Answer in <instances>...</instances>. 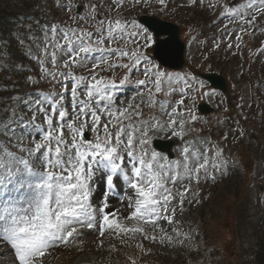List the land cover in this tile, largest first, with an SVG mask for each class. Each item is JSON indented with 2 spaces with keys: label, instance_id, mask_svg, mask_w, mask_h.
Returning a JSON list of instances; mask_svg holds the SVG:
<instances>
[{
  "label": "snow or ice",
  "instance_id": "obj_1",
  "mask_svg": "<svg viewBox=\"0 0 264 264\" xmlns=\"http://www.w3.org/2000/svg\"><path fill=\"white\" fill-rule=\"evenodd\" d=\"M126 2L135 9L148 7L153 0H112L111 4L52 0L51 7L70 14L71 24L48 21L45 13V23L30 18L33 23L24 32L12 34L16 50L40 73L23 78L32 85H50L48 91L34 95L9 96L11 103L0 109L8 116L0 121V136L7 138L0 140V246L7 248L0 255L11 254L18 264H43L46 251L67 243L77 234V226L98 228L101 236L106 231L139 233L155 241L140 225L155 229L162 222L178 223L173 201L179 199L182 211L193 181L215 182L217 173L229 174L223 148L212 144V129L204 131L209 121L197 111L198 99L220 108L227 105V97L215 89L206 90L205 82L191 71L173 73L162 67L173 58L174 34L155 22L113 17V5L121 9ZM198 2L204 4V0H188L189 6ZM155 3L161 6L158 11H167L168 0ZM217 3H222V10L213 24L221 18L233 24L232 29L226 24L222 34H235L237 49L245 34L255 38L258 22L264 18V0ZM259 32L264 34V28ZM216 40L213 49L221 47ZM206 43L189 39L197 49ZM0 44L7 46L0 53L4 57L0 68L35 73L36 68L16 58L12 39L0 37ZM227 47L232 49L231 41ZM258 53L264 54V46ZM80 69L86 74H77ZM141 75L142 79H134ZM11 90L16 92L15 84ZM128 92L133 96L125 103L120 98ZM21 106L31 115L20 113ZM161 134L177 142L178 158L158 152L161 145L153 147L154 138ZM239 135L243 136L242 128ZM222 139L226 141L227 135ZM238 166L239 161H234L233 170ZM101 175L105 191L94 205L91 198ZM114 178L123 184L120 199L127 216L120 209L108 210ZM177 185L183 191H174ZM123 220L135 221L137 226L125 227ZM172 232L179 236L178 229ZM165 237L172 242V236L165 233Z\"/></svg>",
  "mask_w": 264,
  "mask_h": 264
},
{
  "label": "rangeland",
  "instance_id": "obj_2",
  "mask_svg": "<svg viewBox=\"0 0 264 264\" xmlns=\"http://www.w3.org/2000/svg\"><path fill=\"white\" fill-rule=\"evenodd\" d=\"M52 2V0H50ZM169 3V9L167 11H158V9L161 7L160 5L155 3V0H153V3L149 5L148 7L138 6L137 8L133 9L131 7L130 3H125L123 8L117 9L115 5H113V11L111 15L115 17L116 15H122L126 16L127 18H133L137 17L138 15L142 13H151L153 10V6L157 5V11L156 16L160 17L161 19L167 20L169 22H172L176 25L183 26L186 24L187 28H191L194 26L193 20L196 19L198 21V26L202 29H204V26H202L204 23H201L202 21L195 16V13H193V17L190 16L192 14L193 9L197 7V10H202L204 15L207 16L206 26H205V33L207 34V37L204 39V37L196 38L198 36H189L186 37L184 40L186 47V53H185V63L184 66L176 71H172L173 73H184L187 72L189 69L208 72H215L220 73L222 71H228L227 72V84H228V101L230 102V106L228 107V111H224V106L221 105L220 108H216L214 104L209 103L206 100L198 99L197 102L205 101L213 107L216 112L218 113L217 118L213 121L210 120L212 123H214L215 129L211 132V142L218 141L221 146H223L226 142L222 139L224 135H227V140L233 139L237 141V138L239 139V133L240 129L242 128L247 133H252L250 130V126L244 125L240 119L247 120L253 128L258 129L259 125L261 124L264 128V111L259 109V106L263 104V110H264V87L260 85L256 80H253V71L256 69L263 67L261 66V58L263 57V54L258 53V50L255 51L253 54V58L249 61L250 63V69L247 70L248 65L246 61H243V63L240 65L238 62L232 63L231 66L228 65L230 59L223 60L222 61L221 56H218V61H216V58L210 57L209 59L205 60L204 57H209V53H216V52H222L223 54H226V52H234L237 56V53L240 54L242 48L237 49L235 47L236 45V38L235 34H233L231 37L224 35L222 33L226 32L225 25L227 24L228 29H232L234 26L233 24L229 23L227 19L221 18L219 21L215 24H213L214 21H217V18L220 15V11L222 8L216 13L213 11V7H209V5H212V0H205L204 4L201 6L199 2L193 7L189 6L188 0H168ZM77 3H86L88 0H75ZM108 4L112 3V0H106ZM231 0H229V3ZM237 3L245 2V0H236ZM51 4H43L40 8L41 10L44 9L45 11L51 7ZM181 5V6H180ZM185 5V6H182ZM188 7H193L190 9H186ZM53 8V7H52ZM55 9V8H54ZM177 10V11H176ZM181 15H178L179 13ZM196 12V11H195ZM58 17H61L62 21H66L67 23L71 24L72 21L67 20V17L70 15L67 12H59ZM188 17V22H185V18ZM192 17V18H191ZM183 18V19H182ZM264 21L261 23V25L257 28V32L255 35L256 43H259L260 45H264V34H261L259 32V28H263ZM250 35H248L249 37ZM190 37H195L197 41H206V46H202L199 49H197L196 44H189ZM217 38L216 42L221 43V47L219 49H213V38ZM261 40V41H259ZM228 41H231L233 44V47L231 50L228 49L227 43ZM211 56V54H210ZM224 56V55H222ZM251 58V57H250ZM249 58V59H250ZM221 61V62H219ZM211 63V64H210ZM225 63V64H224ZM222 65H225L222 67ZM50 66V65H49ZM227 67H230L231 70H229ZM262 68V70H263ZM1 69V71H3ZM81 72H85L86 70L80 69L77 70V74H80ZM103 75V73H101ZM245 74H247V77H245ZM263 74V73H262ZM40 75V73H39ZM262 76V75H261ZM264 76V74H263ZM135 78H143V76L135 77ZM251 78V79H250ZM28 83V82H27ZM44 83V82H43ZM47 85L50 89V85L48 83H44ZM37 85V84H36ZM205 85L207 86L206 82ZM256 87L257 90H262V93L259 94L258 92V99L259 104L252 106L248 104V97L250 92V87ZM212 89L209 87H206V90ZM56 91H59L57 89ZM133 93L128 92L126 96H121V100H123L125 103H127L129 100L132 99ZM174 99H179V97H175ZM218 102V101H217ZM237 105H242L243 107H237ZM260 110V111H259ZM20 113L26 114L27 116H30L31 113H26V110L23 108V106L19 109ZM237 115L240 116V118H237ZM8 119V118H7ZM220 121L221 123H218ZM237 121H239V125H237ZM241 122V123H240ZM205 133L207 134L208 131V125L204 127ZM233 129H236V131H233ZM254 131V130H252ZM255 138L250 136L247 137L246 142H244V146L249 149L250 153V159L251 163L246 165V172L244 173V170H242L240 167V160L239 166L234 171L232 165H230V161L228 160V172L229 174L227 176H222L220 173L216 174V180L218 181V185L215 187L213 182L211 180H201L199 184L192 183L193 184V190L187 193V199L184 201V206L182 207L178 205L179 199L173 201V204L177 207V211L175 214V221L178 223H174L172 225H168L167 222H162L159 228H153L151 225H140L144 227L145 233L148 237L155 236L156 240L153 241L151 239H144V236L139 233H127L128 236H130L131 239L136 240H142L145 243L152 244L151 249L152 251H155L156 253H161L164 255H167L170 259H173V262L175 264H200L195 259H193L190 263H185V261H182L180 259V256H185L186 250L188 254L193 255L196 253L199 257V260L202 259L203 261H207L210 258H212V251L201 249L197 250L194 246V244L199 245L200 240L197 239L196 235L191 232V236L185 235V232L189 230V227L192 225L195 220L198 219H205V216H208V212H211L213 209L216 213V218L218 222L215 220L216 224H210L209 227L208 224L205 225L204 228L207 227L209 231L210 226L213 225V228H215V225L221 224H231L232 229L234 230V236L235 239L232 238L228 242L232 244V247H235L236 254L233 256V253H230L228 257H226L227 264H258V261L256 259V248L259 250L261 246L260 245V237L262 233L264 232V139L262 141L257 138L259 137V133L257 131H254ZM7 141V138L4 136H1ZM233 137V138H232ZM155 138L164 139V140H170L168 138H165L162 134L156 136ZM232 141L234 143V148L236 147V141ZM174 141V140H172ZM260 141V143H259ZM25 144H29L30 140H25ZM173 151H174V157L172 159L178 158V153L176 151L177 148V142H175ZM23 155V153H19ZM225 159H227V156H224ZM202 182V184H201ZM114 183L116 184V189L118 191L117 195L111 194L108 198L109 202V211L120 209V211L123 213L124 216L128 215V212L124 210V205L121 203L120 197L124 194V187L122 182L119 180V178H114ZM260 184L262 187V190L259 192L257 189V184ZM185 186H188V182H185ZM237 188L242 189V197L240 199L236 200V196L234 195ZM105 191L104 187V178L103 176H99L96 178V190L91 198V202L94 205H98L100 199L102 198L103 192ZM174 191H183V187L180 185H177L174 189ZM195 191V192H194ZM195 193V194H194ZM17 197H19V194H16ZM214 195V196H213ZM230 195V198H229ZM222 197V201L226 203L224 205V211L222 212V204L216 202L213 200V197ZM7 197H4L6 199ZM197 198L200 199L199 202H197ZM216 199V198H215ZM229 199V200H228ZM191 200V203L188 201ZM228 200V201H226ZM220 204V205H219ZM225 217V220H221L218 218L219 214H222ZM99 219L97 220L98 224ZM122 224L125 227H133L137 226L135 221H127L123 220L121 221ZM199 224H196V227L198 228ZM217 225V226H218ZM81 227V226H80ZM82 233L80 236H77L73 241L66 245H54L53 247H50L43 258V264H75L77 261L82 260L85 264H118L120 262L119 256L115 257L112 252V247H115L116 245V239L119 237L123 240V235L126 234H117L115 231H106L103 236H101L98 228H93L89 230L86 226L81 227ZM160 228H163L165 230V233H167L169 236L173 237V240L171 243L167 240L165 237L164 231H161ZM172 228H176L179 231V236H177L176 233L172 232ZM225 236V235H224ZM222 236L221 234H218L214 231H212L211 239L214 241V239H219L221 242L222 239H226V237ZM188 237V238H185ZM161 238H164V242L161 243ZM177 239V240H176ZM128 241V240H127ZM190 241V242H189ZM122 242V240L120 241ZM263 249V248H262ZM191 251V252H189ZM7 252V248L0 246V254ZM131 255V259L134 262H138V264H155L157 259V264H167L166 261H161L158 258H155L154 255L150 253H143L142 250L136 251ZM177 260V262H176ZM203 261L200 260L202 263ZM141 262V263H140ZM0 264H18V262H14L12 255H0ZM125 264V263H122ZM134 264V263H132Z\"/></svg>",
  "mask_w": 264,
  "mask_h": 264
},
{
  "label": "trees",
  "instance_id": "obj_3",
  "mask_svg": "<svg viewBox=\"0 0 264 264\" xmlns=\"http://www.w3.org/2000/svg\"><path fill=\"white\" fill-rule=\"evenodd\" d=\"M19 12H17L18 14ZM12 14L9 11L4 10L3 7L0 6V37H4L6 34H4L7 31L8 25L11 21H9V17ZM5 105V104H4ZM262 248L259 253V263L264 264V237H263V243Z\"/></svg>",
  "mask_w": 264,
  "mask_h": 264
},
{
  "label": "water",
  "instance_id": "obj_4",
  "mask_svg": "<svg viewBox=\"0 0 264 264\" xmlns=\"http://www.w3.org/2000/svg\"><path fill=\"white\" fill-rule=\"evenodd\" d=\"M168 29L174 34L175 37V42L174 45L176 46V49H174V55H173V60L178 62V64L176 63L177 66H179L182 62V46L181 44L177 41V34L173 31L172 27H168ZM172 59L171 61L168 63V65H171L172 63ZM176 65H173L175 67H177ZM219 87H223V83H218ZM202 110L205 111L206 108L203 106Z\"/></svg>",
  "mask_w": 264,
  "mask_h": 264
}]
</instances>
